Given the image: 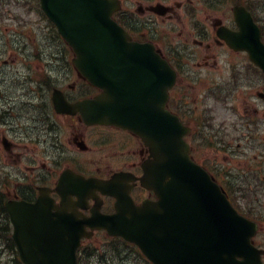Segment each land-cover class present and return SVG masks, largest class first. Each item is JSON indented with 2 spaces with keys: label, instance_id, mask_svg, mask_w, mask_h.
Listing matches in <instances>:
<instances>
[{
  "label": "flooded vegetation",
  "instance_id": "af4514ba",
  "mask_svg": "<svg viewBox=\"0 0 264 264\" xmlns=\"http://www.w3.org/2000/svg\"><path fill=\"white\" fill-rule=\"evenodd\" d=\"M118 1L122 8L114 19L136 42L152 44L177 73L176 84L168 91L167 108L191 128L186 139L193 158L222 185L237 210H249V218L259 227L255 244L264 249V161L260 162L264 160V72L249 53L231 49L222 39L225 28L240 31L237 13L241 7L262 27L264 39V1ZM9 4L12 0H0V19L9 20ZM205 8L214 13L206 18L210 25L198 13ZM48 70L52 68H38L30 78L10 82L8 97L0 95L1 103L8 98L4 110L0 109L4 128L0 129V146L7 139L8 161L19 163L26 173L12 180L16 173L9 172V201L35 203L42 188L55 205L50 210H78L80 221L97 208L113 214L117 200L99 191L93 197L79 198L75 191L66 190L64 197L57 189L61 175L73 171L87 179L109 181L125 172L141 178L149 148L129 131L88 125L81 112L58 111L56 91H62L72 105L99 91L76 70V81L65 80L64 86L57 77L44 78ZM120 183L128 185L137 205L156 199L140 180ZM86 229L91 231L90 226ZM98 234L108 239H94ZM109 239L114 238L96 230L82 246L102 245ZM83 255L80 262L89 259L87 250Z\"/></svg>",
  "mask_w": 264,
  "mask_h": 264
},
{
  "label": "water",
  "instance_id": "95a60500",
  "mask_svg": "<svg viewBox=\"0 0 264 264\" xmlns=\"http://www.w3.org/2000/svg\"><path fill=\"white\" fill-rule=\"evenodd\" d=\"M42 5L75 50V64L108 90V96L79 106L86 121L135 132L154 157L143 183L159 201L138 209L123 203L101 227L139 245L155 264H262L251 241L257 226L240 216L209 175L191 162L183 141L187 130L164 108L166 91L175 83L166 63L148 46L129 43L111 19L117 7L109 2L42 0ZM241 25V33L225 39L249 51L264 69L257 29L249 21ZM251 29L254 34H247ZM8 208L25 264H76L75 253L64 257L61 245L68 239V224L57 221L51 210ZM75 232L74 252L82 237L81 229Z\"/></svg>",
  "mask_w": 264,
  "mask_h": 264
},
{
  "label": "rangeland",
  "instance_id": "374dc122",
  "mask_svg": "<svg viewBox=\"0 0 264 264\" xmlns=\"http://www.w3.org/2000/svg\"><path fill=\"white\" fill-rule=\"evenodd\" d=\"M263 1L264 0H261V2ZM20 8L21 7L18 8L16 4L12 3L9 7V20H7V18L0 19V92L6 95H9V81L18 79L26 65V61L23 59L19 47L41 46L46 48L45 52L50 53L56 52L63 46L58 41L53 42L51 39L53 35L46 27L47 23H44L45 28L43 29L42 25L36 24L39 17L33 15L31 9L24 7L21 9L22 11H19ZM198 13L206 20L205 23L210 25L206 18L210 15L212 16L214 13L207 8H205V11L201 9ZM21 14H23L24 17H20L19 15ZM180 30H182V28H180ZM47 37L49 39H47ZM26 74L27 72L24 71L23 75L25 76ZM2 157L3 160H6L7 155L2 153ZM263 161L262 159L260 162ZM4 192L7 193L6 190ZM105 245L106 246H102L99 249L102 252H106L107 250L110 252V248L113 247V244L109 242ZM110 254L109 260L111 256L114 258L113 262L110 260V264H142L139 256L131 249H115L111 251ZM9 264L17 263L14 262ZM94 264H97V260L94 261Z\"/></svg>",
  "mask_w": 264,
  "mask_h": 264
}]
</instances>
